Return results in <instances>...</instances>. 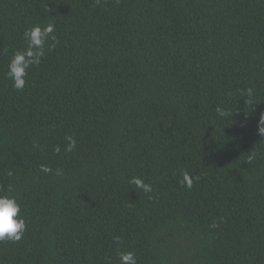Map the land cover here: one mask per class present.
Returning a JSON list of instances; mask_svg holds the SVG:
<instances>
[{"label":"trees","instance_id":"1","mask_svg":"<svg viewBox=\"0 0 264 264\" xmlns=\"http://www.w3.org/2000/svg\"><path fill=\"white\" fill-rule=\"evenodd\" d=\"M48 23L15 90L9 60ZM262 113L264 0H0V194L27 221L0 264H264Z\"/></svg>","mask_w":264,"mask_h":264},{"label":"clouds","instance_id":"2","mask_svg":"<svg viewBox=\"0 0 264 264\" xmlns=\"http://www.w3.org/2000/svg\"><path fill=\"white\" fill-rule=\"evenodd\" d=\"M23 38L26 46L22 50H17L13 53L5 74L7 79L12 82V87L18 91H22L25 88L30 70L39 66L46 54L53 50L58 43L54 23L46 25L34 24L25 30ZM253 96L254 89L248 88L244 90L242 98L246 97V106L254 105L248 103ZM216 112L219 117L229 115L221 107H217ZM258 135L264 138V113L260 115L258 121ZM68 139L69 144L66 150L71 151L76 147V141L72 138ZM59 150V147H57L56 151L59 152ZM41 171L50 172L51 169L41 165ZM56 174L60 175L61 172L57 170ZM9 175H12V173L9 172ZM128 183L134 186V190L139 189L145 194L151 193L153 190L150 183H146L144 179L137 176L131 177ZM180 183L182 186L191 189L193 178L189 173L184 172ZM13 191V187L9 185L6 192L0 194V242H19L27 231V221L17 197L12 195ZM119 239V237H115L114 241L118 243ZM118 259L119 264H138L136 254L133 251L120 252Z\"/></svg>","mask_w":264,"mask_h":264}]
</instances>
